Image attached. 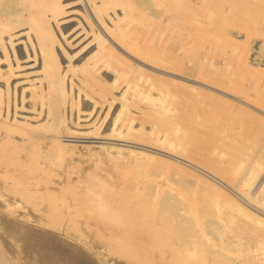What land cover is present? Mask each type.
<instances>
[{
    "label": "rangeland",
    "instance_id": "obj_1",
    "mask_svg": "<svg viewBox=\"0 0 264 264\" xmlns=\"http://www.w3.org/2000/svg\"><path fill=\"white\" fill-rule=\"evenodd\" d=\"M0 250L264 264V0H0Z\"/></svg>",
    "mask_w": 264,
    "mask_h": 264
},
{
    "label": "bare ground",
    "instance_id": "obj_2",
    "mask_svg": "<svg viewBox=\"0 0 264 264\" xmlns=\"http://www.w3.org/2000/svg\"><path fill=\"white\" fill-rule=\"evenodd\" d=\"M40 238V237H39ZM48 240V239H47ZM40 242V241H39ZM49 242V240H48ZM48 242H45L48 244ZM58 243V242H57ZM56 243V244H57ZM44 244V243H43ZM59 244V243H58ZM60 248V247H59ZM54 250V249H53ZM59 250V249H56ZM84 261V260H83ZM86 262V260H85ZM0 264H11L10 260L7 258V256H5L4 252L2 250H0Z\"/></svg>",
    "mask_w": 264,
    "mask_h": 264
}]
</instances>
